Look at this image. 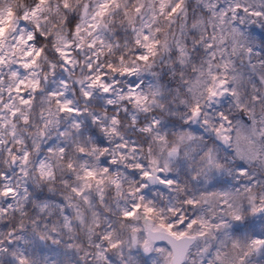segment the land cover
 <instances>
[{"label": "snow or ice", "instance_id": "snow-or-ice-1", "mask_svg": "<svg viewBox=\"0 0 264 264\" xmlns=\"http://www.w3.org/2000/svg\"><path fill=\"white\" fill-rule=\"evenodd\" d=\"M0 264H264V0H0Z\"/></svg>", "mask_w": 264, "mask_h": 264}]
</instances>
